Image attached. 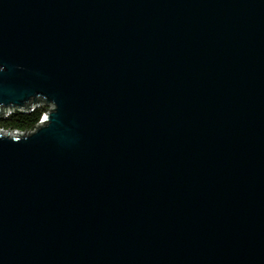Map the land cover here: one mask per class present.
Wrapping results in <instances>:
<instances>
[{
  "label": "water",
  "instance_id": "95a60500",
  "mask_svg": "<svg viewBox=\"0 0 264 264\" xmlns=\"http://www.w3.org/2000/svg\"><path fill=\"white\" fill-rule=\"evenodd\" d=\"M0 264H264V0H0Z\"/></svg>",
  "mask_w": 264,
  "mask_h": 264
},
{
  "label": "trees",
  "instance_id": "16d2710c",
  "mask_svg": "<svg viewBox=\"0 0 264 264\" xmlns=\"http://www.w3.org/2000/svg\"><path fill=\"white\" fill-rule=\"evenodd\" d=\"M49 110L50 105L42 100L25 110L15 109L0 118V128L19 131L34 130Z\"/></svg>",
  "mask_w": 264,
  "mask_h": 264
},
{
  "label": "built area",
  "instance_id": "2783aa9c",
  "mask_svg": "<svg viewBox=\"0 0 264 264\" xmlns=\"http://www.w3.org/2000/svg\"><path fill=\"white\" fill-rule=\"evenodd\" d=\"M10 111H11V110H10ZM11 112H12V111H11ZM9 113H10V112H9ZM6 114L8 115V113H6ZM15 131H18V132H21V133H22V132H25V131H19V130H15Z\"/></svg>",
  "mask_w": 264,
  "mask_h": 264
},
{
  "label": "rangeland",
  "instance_id": "374dc122",
  "mask_svg": "<svg viewBox=\"0 0 264 264\" xmlns=\"http://www.w3.org/2000/svg\"><path fill=\"white\" fill-rule=\"evenodd\" d=\"M6 111H7V112H5V113H8V114H9V112L11 113L12 110L10 111V109H7Z\"/></svg>",
  "mask_w": 264,
  "mask_h": 264
}]
</instances>
